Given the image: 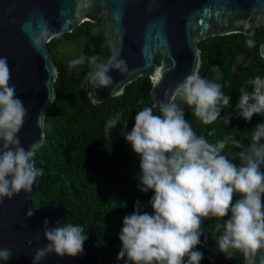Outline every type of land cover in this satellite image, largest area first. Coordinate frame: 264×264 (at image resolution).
I'll list each match as a JSON object with an SVG mask.
<instances>
[{
	"label": "clouds",
	"instance_id": "clouds-1",
	"mask_svg": "<svg viewBox=\"0 0 264 264\" xmlns=\"http://www.w3.org/2000/svg\"><path fill=\"white\" fill-rule=\"evenodd\" d=\"M45 36L43 32L34 35L33 45L41 47ZM247 43L253 46L252 40ZM84 62L81 56L71 60L68 67ZM88 63L91 71L85 81L94 89L113 84L110 70L128 71L126 62L116 55L107 60L93 56ZM214 71L219 79L217 66ZM11 78L7 57H0V203L22 190L30 193L41 174L33 159L40 141L25 149L18 137L29 113L16 95V85L10 84ZM248 83L252 90L240 88L236 110L251 121L254 114L264 116V78L256 76ZM222 87L194 71L170 88L164 99L138 111L133 128L125 132L127 142L140 157V190L154 192L149 201L152 213L141 212L137 200L136 210L123 219L117 259L125 260V264H200L204 254L195 249L204 235L203 219L208 217H229L216 225L218 232L223 229L216 243L227 258L234 250L240 251L248 264H254L256 253L264 248V123L251 131L246 149L232 137L211 144L194 131L181 107V103L186 104L200 122L212 124L230 106V96ZM118 121V117L109 120L105 131L110 132ZM223 121L229 125L231 113ZM229 141L242 149L239 164L223 154ZM43 225L48 243L35 250L33 264L52 253L75 257L84 252L87 237L81 225L52 227L47 219ZM11 256L10 249L0 248V261L6 262Z\"/></svg>",
	"mask_w": 264,
	"mask_h": 264
},
{
	"label": "trees",
	"instance_id": "trees-1",
	"mask_svg": "<svg viewBox=\"0 0 264 264\" xmlns=\"http://www.w3.org/2000/svg\"><path fill=\"white\" fill-rule=\"evenodd\" d=\"M248 40L253 41V46H248ZM263 40L264 27L260 26L253 34L234 33L209 39L224 45L216 51H209L206 42L199 45L202 64L198 73L223 86L222 91L230 96V106L221 111L220 119L205 125L192 114L189 106L179 100L177 103H181L185 118L194 131L209 143L232 137L246 149L251 143V131L257 124L264 123V116L254 114L252 120L247 121L236 110L240 88L251 91L252 86L248 82L256 76L264 78V59L260 55ZM67 42L81 47V56L85 57L83 64L68 67L69 62L57 51L61 43L65 46ZM48 46L59 71L55 81L56 97L45 119L44 142L33 157L41 174L32 204L34 207L42 202L64 205L66 214L62 226L78 224L85 233L95 235L103 264H125V260L117 259L122 247L119 233L124 217L136 210L137 200L142 205L141 212H153L149 201L154 192L140 190V157L125 137V132H130L134 126L136 113L145 106H152L151 81L146 76L139 77L126 86L122 95L110 98L104 105L92 101L90 84L85 81L91 71L88 58L95 56L107 60L111 56L101 21H85L72 32L53 38ZM241 55L246 56V68L235 73L231 64ZM160 59L158 56L157 61ZM214 66L218 67L219 79ZM154 113L159 114L158 109H154ZM229 113L231 123L226 125L223 117ZM117 117L116 126L106 132L107 122ZM241 150L229 141L223 154L239 164L238 153ZM261 170L264 171V165H261ZM228 218L203 219L204 235L195 249L204 254L200 264H248L240 251L234 250L229 258L219 252L216 240L223 229L218 232L216 225L223 224ZM262 260L264 248L256 253L254 264H261Z\"/></svg>",
	"mask_w": 264,
	"mask_h": 264
},
{
	"label": "water",
	"instance_id": "water-1",
	"mask_svg": "<svg viewBox=\"0 0 264 264\" xmlns=\"http://www.w3.org/2000/svg\"><path fill=\"white\" fill-rule=\"evenodd\" d=\"M85 21L102 22L111 56L123 59L128 67L125 73L110 70V87L94 89L90 85L92 101L104 105L146 76L151 81L153 105L187 75L199 72L201 41L234 33L253 34L264 27V0H0V57H7L10 84L16 85V95L29 113L18 133L25 149L36 141H40L37 148L43 144L45 119L56 97L59 70L48 43ZM42 32L46 36L37 48L31 38ZM260 55L264 59V40ZM39 178L30 193L22 190L0 203V248L12 252L11 258L0 264H33L35 250L48 243L44 220L52 227L62 225L57 222L66 214L64 205L32 204ZM84 235L82 254L60 257L52 253L39 264H103L97 237Z\"/></svg>",
	"mask_w": 264,
	"mask_h": 264
},
{
	"label": "flooded vegetation",
	"instance_id": "flooded-vegetation-1",
	"mask_svg": "<svg viewBox=\"0 0 264 264\" xmlns=\"http://www.w3.org/2000/svg\"><path fill=\"white\" fill-rule=\"evenodd\" d=\"M215 37L217 36L207 38L206 40L201 41L199 45H202L204 42H206L205 46L208 48L209 51H216L220 49L221 47H223L224 45L220 44V42H217V41L215 43H213L212 41H209V39H212ZM245 59H246V56L244 55L237 56L231 64L232 71L235 73H240L243 69H245V64L247 61V60L244 61Z\"/></svg>",
	"mask_w": 264,
	"mask_h": 264
},
{
	"label": "rangeland",
	"instance_id": "rangeland-1",
	"mask_svg": "<svg viewBox=\"0 0 264 264\" xmlns=\"http://www.w3.org/2000/svg\"><path fill=\"white\" fill-rule=\"evenodd\" d=\"M57 51L60 53L61 57L65 60L70 62L73 59H77L79 57H81V47H78L76 44H72V43H61L58 48Z\"/></svg>",
	"mask_w": 264,
	"mask_h": 264
}]
</instances>
